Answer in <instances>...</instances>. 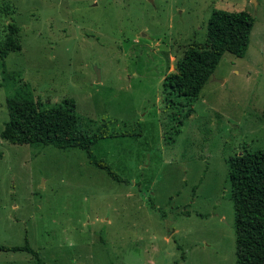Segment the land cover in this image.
<instances>
[{"label":"rangeland","instance_id":"obj_1","mask_svg":"<svg viewBox=\"0 0 264 264\" xmlns=\"http://www.w3.org/2000/svg\"><path fill=\"white\" fill-rule=\"evenodd\" d=\"M216 9L254 16L246 53H224L196 99L166 94ZM11 23L0 133L16 93L73 97L80 129L103 135L93 154L128 182L79 147L0 135V244L39 252L0 249V264H236L229 160L264 147V0H0V45Z\"/></svg>","mask_w":264,"mask_h":264},{"label":"trees","instance_id":"obj_2","mask_svg":"<svg viewBox=\"0 0 264 264\" xmlns=\"http://www.w3.org/2000/svg\"><path fill=\"white\" fill-rule=\"evenodd\" d=\"M254 22V16L246 10H214L207 23L205 41L191 42L176 60L174 71L165 75V93L196 99L224 53L237 56L246 53ZM9 26L11 33L0 45L2 57L19 47L15 42L17 27L13 23ZM7 106L9 119L1 130L2 138L13 143L79 147L88 153L92 163L104 168L112 178L128 182L105 159L93 154L92 146L103 135L98 132L88 134L80 129L77 102L73 97L63 98L55 106L41 107L31 93H16L7 98ZM191 111L188 109L184 116L188 117ZM229 168L236 214V264H264V147L244 149L232 156ZM0 249L27 250L39 255L28 243L22 246L0 244Z\"/></svg>","mask_w":264,"mask_h":264},{"label":"water","instance_id":"obj_3","mask_svg":"<svg viewBox=\"0 0 264 264\" xmlns=\"http://www.w3.org/2000/svg\"><path fill=\"white\" fill-rule=\"evenodd\" d=\"M99 74V73H98Z\"/></svg>","mask_w":264,"mask_h":264}]
</instances>
